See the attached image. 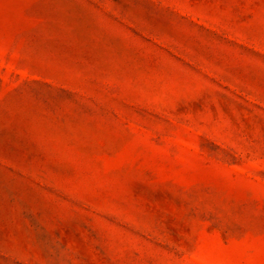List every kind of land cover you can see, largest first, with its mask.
Here are the masks:
<instances>
[{
    "label": "rangeland",
    "instance_id": "1",
    "mask_svg": "<svg viewBox=\"0 0 264 264\" xmlns=\"http://www.w3.org/2000/svg\"><path fill=\"white\" fill-rule=\"evenodd\" d=\"M0 264H264V0H0Z\"/></svg>",
    "mask_w": 264,
    "mask_h": 264
}]
</instances>
